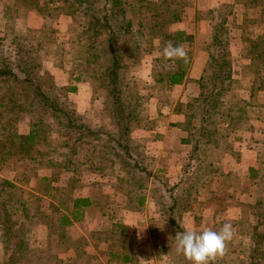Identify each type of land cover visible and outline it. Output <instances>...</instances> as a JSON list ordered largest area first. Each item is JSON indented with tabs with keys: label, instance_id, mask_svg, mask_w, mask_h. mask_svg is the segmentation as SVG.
Segmentation results:
<instances>
[{
	"label": "trees",
	"instance_id": "1",
	"mask_svg": "<svg viewBox=\"0 0 264 264\" xmlns=\"http://www.w3.org/2000/svg\"><path fill=\"white\" fill-rule=\"evenodd\" d=\"M18 1L44 17L55 16L54 6H51L55 3H59L56 10L63 16H71L74 22L77 11L84 12L81 29L70 41L69 48H64L63 55H69L74 62L72 73L77 71L80 78L83 75L90 77L92 102L102 99L101 113L104 116L99 123H94L87 115L89 109L84 113L78 111L66 92L78 91L77 85L56 87L55 95L45 91L40 76L41 64L32 57L35 53L24 45L26 39L18 42L8 53L16 61L15 65L11 66L7 59L0 57V80L19 78L18 74L24 76L39 104L51 116L33 120L27 132L12 129L0 120V139H7L5 144H0V173L5 174L0 179V231L5 256L0 264H67L51 251L50 241L57 233L63 238L61 242L70 247L63 228L81 221L85 210L98 202L94 199L96 196L107 199V208L123 203L124 196L129 202H136L137 208L144 207L148 201L160 205V228L157 227L159 232H156L168 234L169 244L176 246V233L186 231L180 218L191 194L189 186L177 190L183 184L181 181L190 180L192 166H195L193 171L203 167L212 170V160L216 157H222L224 153L235 154V142L243 140V132L250 131L254 125L251 112L247 111L249 105L241 96L231 95L241 80L233 77L231 49L219 40L223 33L214 34L197 104L179 101L175 105L174 93L170 96L167 90L184 82L191 53L182 45L192 37L181 29H175L174 24L183 20L188 0ZM237 2L246 9L260 5L264 11V0ZM99 4L100 7L95 8ZM245 17L243 33L254 30V22L247 19V15ZM251 38L246 39L249 42L247 46L251 59L257 65L255 75L260 80L258 85L251 87L250 98H254L264 91V35ZM170 43L183 48L185 55L166 58L163 52ZM144 62H150L151 81L144 79L147 81L143 82L146 93L141 94L136 81L141 77L137 74L138 78H135L132 72L133 67ZM153 96L166 100L164 104L169 109L184 115L183 121L171 122L186 132L182 143L191 145L186 156L178 157L179 160L184 159L186 176L176 183L150 167L139 143L134 140V131L156 127L155 119L143 112V101ZM256 102L255 98L251 106ZM261 129L264 133V126ZM54 130L59 132V141L56 145L43 147L42 137ZM178 150H173L170 155H180ZM179 163L176 162L177 165ZM8 172H14L15 176L6 177ZM249 172L253 179L264 182V161H260L258 166H250ZM61 173L71 174L67 182L60 178ZM110 175L117 181L106 190L103 182L94 179L95 176ZM86 176L95 180L91 185L99 187L101 184L100 192L88 196L77 193L76 182H83ZM32 178L41 187L30 192L22 184L27 182L30 185ZM113 192L117 197L115 200L108 196ZM242 205L243 217L236 224L242 226L248 218V225L243 229L244 234L241 231L238 235L236 246L242 247V253H249L248 264H264V197L256 204ZM115 217L116 214L111 213V219ZM224 223L215 221L213 225H207L206 230L219 231ZM38 225L47 229L49 244L46 248L31 247V232ZM114 226L120 231L117 237L129 233L123 221ZM105 233L88 230L71 239L75 252L87 255L85 264H139L135 261L132 245L117 249L116 241H109ZM241 236L250 239L248 246L241 244ZM126 248L130 252L124 251ZM222 262L217 258L209 264Z\"/></svg>",
	"mask_w": 264,
	"mask_h": 264
},
{
	"label": "rangeland",
	"instance_id": "2",
	"mask_svg": "<svg viewBox=\"0 0 264 264\" xmlns=\"http://www.w3.org/2000/svg\"><path fill=\"white\" fill-rule=\"evenodd\" d=\"M58 4H51V6H54L53 13L55 16L50 14L44 17L37 13L36 10L30 9L27 7L28 5L25 6L18 0H0V57L7 59L6 62L10 63L11 66L15 65L16 61L13 57L8 56V53L13 51L12 48L18 42L26 39L24 45L31 52L35 53L32 57L41 64L40 76L43 79L45 91L48 93L52 92L55 95L57 93L56 87H71L77 85L78 91H66L68 93V99L71 102H75L77 109H80L81 113L86 112L83 109L89 107L87 113L89 120L94 123H99L104 116L101 113L102 99H97L95 103L92 102L93 92L90 77L83 75L80 78L77 71L72 73L74 62L70 60L69 55H63V52H65L64 48H69L70 41L77 35L78 30L81 29L80 25L85 19L84 12L77 11V20L74 22L71 16H63V14L59 13V10H56ZM96 6L95 8H98L100 4ZM257 6L256 8L249 9L245 7L247 19L254 22L252 23L254 25L253 31L243 33L246 17L241 19L243 13H240V16L237 15L238 17H236L235 71L236 79H240L241 81L236 83V91L231 92L233 96H241V99L246 102V105H249L247 111L251 112V119L254 124L253 128L250 131L243 132V140L236 141L234 146L235 154L224 153L222 157H216L214 161L212 160V170L203 167L198 168V171H193L195 166H192V172H190L189 168L190 180L185 182L182 180L181 183L183 184H180L177 188L178 191H181L184 190L183 187L189 186L191 193L189 196V204L184 207L183 214L180 218V223L184 229L195 232L205 231L206 226H211L213 223L198 222L202 220L200 217L210 215L215 219L232 225L233 235L231 240L226 242L224 249L228 253L226 251V253L224 252V254L217 255L214 258L223 260L221 264H248L250 261L249 253H242V247L236 246V243L239 242L238 235H240L241 231L244 234L243 229L247 228L248 218H245V224L242 223V226L236 223L243 217V203L256 204L264 197V182L256 181L251 177L249 172V164L254 162L255 159H257L256 166L259 165L260 161H264V133L261 129L264 126V91L257 93L254 98H250L251 87L258 85L260 80L255 75L257 65L251 59V53L247 46L249 42L246 40L247 38L250 39V37L255 38L260 34L264 35L263 6ZM232 22L230 20V24H234ZM222 30L221 32L223 34L220 38H222V41H227L226 39L232 35L230 36L228 27V33L224 28ZM138 66L136 68L133 67L132 75L135 78H138L137 74L143 73L141 68L143 65L139 68ZM20 75L18 74L19 78L9 77L4 79V81L0 80V120H3L12 129L17 128L20 132H27L33 120L39 121L41 118L47 119L51 116L39 104L38 99L35 98V92L32 86L24 81V76L21 77ZM144 76L136 80L137 86L139 87L137 89L141 94H144L146 89V85L144 88L143 84L144 79L146 78L148 81H151L149 80L150 76L148 77L146 74ZM198 96L189 97L188 99L185 98L183 103H194L196 105ZM255 98L257 102L251 106ZM165 101L158 99L156 96L143 101V112L149 118L155 119L154 125L156 124V129H158L157 126L160 124L166 128L170 121V109L169 106L164 104ZM182 107L184 108V104ZM164 128L163 130H165ZM58 133L57 130H54L45 137H42V146L47 148L50 145H56L60 139L58 138ZM158 135V132L156 135L154 132L150 133V130L144 129L136 130L133 134L134 140L139 143L150 167L156 173L170 177L172 183L179 182L181 177L186 176V172L183 170L184 159L181 161L178 159L181 155L174 157L173 154H165L166 152L161 149L162 145L156 142L159 138ZM165 137L171 140L173 139L172 141H174L175 147H181L180 149H176H179L178 152L181 153V149H186L185 145L179 143V137L176 132L169 131L165 134ZM6 140V137H3L0 139V144H5L7 142ZM187 146L190 149L191 145ZM242 147L246 148L245 152H242L245 150L241 149ZM217 158L219 159L217 160ZM176 161H180L177 167L174 165ZM6 175V177L13 178L15 173L8 172ZM59 176L67 182L71 174L61 173ZM1 177L0 174V179ZM94 179L101 181V183L103 182L105 190L108 189L107 187L112 182L115 183L117 181L113 175L106 177L95 176ZM30 181V185H27V182H23L22 184L27 191L32 192L35 190V187H41V184L33 178ZM93 181L95 180L87 176L83 179V182L77 181V193L82 196H88L100 192L102 188L101 184L99 187H96L91 185ZM108 196L113 198V200L117 198L114 192L108 194ZM92 197L94 198V196ZM94 199L98 202L85 210V217L77 222L76 226L72 225L71 227L63 228L64 234L68 236L66 240H69L68 244L70 247L65 245L64 242H61L63 238L57 233L53 235L50 241L49 247H51V251L61 256L63 263L85 264L87 255H76L71 239L79 237L84 232H88V230H97L106 232L105 234L109 241L113 243L116 241L117 249H124L126 245H132V251L136 253L135 261L137 260L139 264H190V261L183 254L177 252L175 245L172 243L169 244L168 234H158L156 232L158 231L156 228H160L159 223L162 211L160 205L148 201L144 207L137 208L136 202H129L128 198L124 196L123 203H118V206L117 204H113L110 208H107L105 207L107 199L97 196ZM98 199H101V201ZM111 213L116 214V217L111 219ZM120 221L127 224L129 230V233L123 234L121 238L117 237L120 231L117 230L118 227L114 226L115 223ZM46 234L47 229L45 226L38 225L34 227L31 232V247L46 248L49 244V242L47 243L48 236ZM69 237L71 238L69 239ZM240 238L242 245H249L250 239L245 236H241ZM0 240L1 246L3 244L1 243L3 242L2 235ZM129 250L126 248L124 251L130 252ZM4 257V250L3 252L0 251L1 262ZM101 257L104 258L102 255Z\"/></svg>",
	"mask_w": 264,
	"mask_h": 264
},
{
	"label": "crops",
	"instance_id": "3",
	"mask_svg": "<svg viewBox=\"0 0 264 264\" xmlns=\"http://www.w3.org/2000/svg\"><path fill=\"white\" fill-rule=\"evenodd\" d=\"M154 1H160V0H154ZM188 1H189V4L185 7L186 12L184 14L183 20L174 24L175 29H178V30L181 29L185 31L187 35H190L192 37L191 40L186 41L182 45L184 49L190 51L191 53V57H190L191 60L186 70L184 82L176 86L174 85L172 89L167 90L170 96L171 94L174 93L176 97V100L174 102L175 105L179 103V101L185 100V98L188 99L189 97H195L199 95L201 77L206 67V62L209 56V52L213 48L212 41L214 39L213 38L214 34L218 33L219 31L220 32L223 31L222 28H224L227 32V27H228V32L230 36L232 35L230 38L228 37V39H226L227 41H222V38H219V40L231 49L232 61H233V77L236 79V71H235V67H236V17H238L237 15H239L240 13L241 14L243 13L241 15V19H242L245 17V14L247 13L245 12L246 10L245 7L242 4L237 2L238 0H188ZM219 13H222V14L219 15ZM230 20L233 21L234 24H230ZM173 62H176V61L174 60ZM142 65L143 66L141 65L140 66L143 70V73L138 74V75L140 77H145L144 75L146 74L149 77L150 75L149 73L151 72L150 64L148 62H144ZM140 66H138V68ZM88 108L86 107L83 110L86 111L88 110ZM78 111H80V109H78ZM183 120H184V115L174 112L171 108L170 109V121L168 122L167 127L164 128L165 126L160 124L157 126L158 129H156L155 127V129L150 130V133L154 132L156 135L158 132L159 138L156 142H159L160 145H162L161 149L162 151L166 152L165 154L170 155L173 150L176 151L177 148L179 149L181 148L178 146L175 147L176 145L174 146V141H172L173 139L171 140V139H168V137H165V134L169 131L176 132L179 137L178 138L179 143H181V145L186 146L185 147L186 149H181L180 155L182 157L186 156V153L189 151V147L187 146L188 144H182V138L187 136L186 132H184V130H182L181 128L177 126H173L172 123H170V122H180ZM161 126L163 127L161 128ZM163 128L165 130H163ZM163 134L164 136H162ZM241 149H245L242 152L246 151L245 147H242ZM176 162H174L175 167H177ZM256 162H257V159H255L254 162H251L249 165L255 167ZM0 174L2 176V173ZM200 219L202 220L201 221L199 220L198 223L211 224V223H214L215 221H218V219H215L211 215L207 217H200ZM74 226H76V223L74 224ZM46 235L48 236V234ZM0 237H1V231H0ZM3 245L4 244H1L0 246L1 252H3ZM75 251L76 250L74 249V252ZM75 254L78 255L76 252Z\"/></svg>",
	"mask_w": 264,
	"mask_h": 264
},
{
	"label": "clouds",
	"instance_id": "4",
	"mask_svg": "<svg viewBox=\"0 0 264 264\" xmlns=\"http://www.w3.org/2000/svg\"><path fill=\"white\" fill-rule=\"evenodd\" d=\"M166 58L183 57L185 52L179 46L171 43L163 52ZM233 235L232 225L225 223L219 231L205 230L195 232L186 230L176 233V250L183 254L190 264H209L217 255L223 253L227 241Z\"/></svg>",
	"mask_w": 264,
	"mask_h": 264
}]
</instances>
